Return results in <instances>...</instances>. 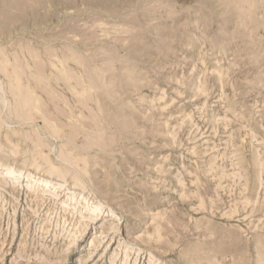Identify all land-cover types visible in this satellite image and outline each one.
I'll return each instance as SVG.
<instances>
[{
	"label": "rangeland",
	"instance_id": "374dc122",
	"mask_svg": "<svg viewBox=\"0 0 264 264\" xmlns=\"http://www.w3.org/2000/svg\"><path fill=\"white\" fill-rule=\"evenodd\" d=\"M0 264H264V0H0Z\"/></svg>",
	"mask_w": 264,
	"mask_h": 264
},
{
	"label": "bare ground",
	"instance_id": "6f19581e",
	"mask_svg": "<svg viewBox=\"0 0 264 264\" xmlns=\"http://www.w3.org/2000/svg\"><path fill=\"white\" fill-rule=\"evenodd\" d=\"M8 170V174H10L11 172H13L14 171V169L13 168H8L7 169ZM47 182V184H49V182L48 181H46ZM97 205V204H96ZM98 207H99V205H97ZM97 207V208H98ZM100 209V208H99Z\"/></svg>",
	"mask_w": 264,
	"mask_h": 264
}]
</instances>
